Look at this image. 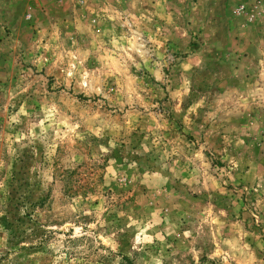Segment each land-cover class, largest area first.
Returning <instances> with one entry per match:
<instances>
[{"label":"rangeland","instance_id":"rangeland-1","mask_svg":"<svg viewBox=\"0 0 264 264\" xmlns=\"http://www.w3.org/2000/svg\"><path fill=\"white\" fill-rule=\"evenodd\" d=\"M0 264H264V0H0Z\"/></svg>","mask_w":264,"mask_h":264}]
</instances>
